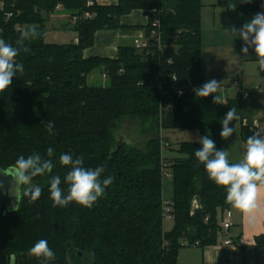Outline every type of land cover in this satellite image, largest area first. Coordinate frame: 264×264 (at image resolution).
Here are the masks:
<instances>
[{
  "label": "trees",
  "instance_id": "16d2710c",
  "mask_svg": "<svg viewBox=\"0 0 264 264\" xmlns=\"http://www.w3.org/2000/svg\"><path fill=\"white\" fill-rule=\"evenodd\" d=\"M87 1L0 0V38L16 46L26 27L36 25L40 33L25 41L30 52L21 51L16 58L23 74L0 93V170L21 155L38 153L49 159L46 149L55 150L52 173L33 178L42 188L40 197L32 203L22 198L18 211L0 209V264H42L28 255L40 239L55 253L49 264H177L181 249L217 244L223 215L232 207L226 203L225 189L209 180L195 158L200 144L172 148L164 134L197 131L199 137L210 135L222 150L221 119L231 107L240 116V103H214L212 95L196 97L193 91L205 83L201 0H118L116 6L92 0L89 7ZM262 5L217 0L230 14H240L242 23L264 12ZM57 6L70 20L77 18L72 21L77 43L43 41L44 24L58 12ZM133 11L146 14L144 37L149 40L150 23L159 20L160 51L153 46L140 52L132 44L120 46L116 59L83 58L96 32L119 29V19ZM84 13L93 17L84 20ZM96 72L104 75L106 86L87 84ZM177 89L185 94L176 97ZM49 121L54 122L51 135L46 130ZM125 122L136 124L144 139L142 149L117 139L115 132ZM250 135L242 128L241 141L246 144ZM63 153L74 159L82 156L88 168L103 166L101 180L113 178L92 208L74 202L52 207L51 177L59 175L67 191L63 178L70 169L59 163ZM167 180L172 198L165 202ZM164 206L173 223L169 232L163 229ZM196 209L200 215L194 214ZM255 241L264 245V236Z\"/></svg>",
  "mask_w": 264,
  "mask_h": 264
},
{
  "label": "clouds",
  "instance_id": "9594fccd",
  "mask_svg": "<svg viewBox=\"0 0 264 264\" xmlns=\"http://www.w3.org/2000/svg\"><path fill=\"white\" fill-rule=\"evenodd\" d=\"M231 32L236 33V30L232 29ZM39 35L37 26L31 25L21 32L15 42L16 46L0 38V93L11 87L13 78L18 73L23 74L24 66L18 63L16 58L21 51L29 53L30 48L25 46V41L34 40ZM238 35L244 42L242 53L246 55L249 48H253L257 64L261 70H264V12H258L250 21L245 22ZM219 87L220 82L212 79L193 91L196 97L206 98L216 94ZM213 102L220 103L219 95L213 96ZM238 119L236 108L231 107L221 121L219 135L222 139L227 140L232 136L235 127H230V124ZM46 130L50 135L53 134V121L46 124ZM198 143L200 147L195 150V158L199 164L204 165L209 180L225 189L226 203L243 215L254 218V214L261 211L258 196L264 189V134L257 131L248 136L243 159L237 163L229 161L227 150L217 149L210 135L200 136ZM54 151L53 147L46 149L49 159L42 158L38 153L27 157L21 155L7 169L0 170V173L12 178L10 195L14 196L16 201L12 210L18 211V205L24 197L28 198L29 203L40 197L42 188L33 183V178L52 173L55 165L50 158ZM59 163L70 170L63 178L67 185L66 192L61 187L62 180L59 175H54L50 179L48 191L54 208L67 207L73 202L82 207L92 208L98 199L105 195V189L113 182L111 176L101 180L105 171L103 166L85 167L82 156L74 159L71 153H63L59 156ZM28 255L40 259L42 264H49L55 259V253L45 239L36 242L29 249Z\"/></svg>",
  "mask_w": 264,
  "mask_h": 264
},
{
  "label": "crops",
  "instance_id": "0c3cea01",
  "mask_svg": "<svg viewBox=\"0 0 264 264\" xmlns=\"http://www.w3.org/2000/svg\"><path fill=\"white\" fill-rule=\"evenodd\" d=\"M93 1L99 6H116L118 3V0ZM243 2L259 4L264 0ZM201 5L202 77L205 82L212 79L220 82L216 93L220 97V103L225 105L228 101H237L241 107L239 119L230 124V127H235V132L227 140L221 138L222 150L228 151L229 161L237 163L242 161L246 151V144L240 138L242 128L251 134L257 131L264 134V70L257 64L253 48L250 47L246 55L241 51L244 47V42L238 35L244 24L241 15L230 14L217 6V0H201ZM57 11L61 12V9ZM64 17L73 24L67 15ZM147 24L148 18L143 11H133L122 16L119 19V29L101 30L94 34L93 45L83 52V58L116 59L120 46L132 45L133 40L144 37ZM232 29L236 33H232ZM76 37L72 42H75ZM170 185L165 191L163 186L165 202L172 198V184ZM258 203L261 211L254 214V218L247 217L234 208L227 212L231 223L227 237L232 241V246H226L225 237L220 235L215 246L189 248V252L185 253L189 256L188 259L178 253L177 264H264V245L255 241L257 237L264 236V189L259 193Z\"/></svg>",
  "mask_w": 264,
  "mask_h": 264
},
{
  "label": "rangeland",
  "instance_id": "374dc122",
  "mask_svg": "<svg viewBox=\"0 0 264 264\" xmlns=\"http://www.w3.org/2000/svg\"><path fill=\"white\" fill-rule=\"evenodd\" d=\"M68 13L64 10L61 12H54L47 22L44 24V37L43 41L47 44H57V45H66L70 44L77 36L74 27L67 21V18L64 17ZM87 84L90 86H106L107 81L99 72L92 73L87 78ZM115 135L117 139L123 141H129L136 144L140 149L144 147V139L139 135L138 128L133 122L122 123L119 128L116 130ZM169 142L172 145V148H177L180 143H194L198 142L199 135L197 131H182V132H172L165 133ZM171 187L170 181L164 182V191ZM171 189V188H170ZM173 226L171 219L163 220V229L165 232H169ZM189 248H183L179 251V254L182 253L183 257L188 259L189 256L185 253L189 252Z\"/></svg>",
  "mask_w": 264,
  "mask_h": 264
},
{
  "label": "built area",
  "instance_id": "2783aa9c",
  "mask_svg": "<svg viewBox=\"0 0 264 264\" xmlns=\"http://www.w3.org/2000/svg\"><path fill=\"white\" fill-rule=\"evenodd\" d=\"M93 5V1L92 0H88L87 1V6H92ZM57 10L58 9H61L60 6H57L56 8ZM93 15L90 14V13H84L82 15V19H90L92 18ZM77 20L76 17L72 18V21L75 22ZM159 20L158 19H155L153 20L151 23H150V32H149V39L143 37V38H139V39H135L133 40V46L134 48L137 50V51H140V52H148L151 50V48L153 46H156L158 51L161 50V38H160V31H159ZM74 43H77V39L75 40ZM170 54V52H168V55ZM170 63V61H169ZM104 77V75H103ZM174 80V78H173ZM158 90L162 93V87L161 86H158ZM165 94V92L163 93ZM174 94L176 95V97H182L184 94H185V90L184 89H177L176 92H174ZM166 178H169V175H166ZM163 212H164V219H171L170 217V214H169V209L167 206H164L163 208ZM221 227H222V230H221V235H223L225 237V241H224V244L226 246H232L233 243L232 241L227 237V232L229 230V228L231 227V223L229 221V214L226 212L223 216V219H222V222H221ZM195 246H197V243L195 244Z\"/></svg>",
  "mask_w": 264,
  "mask_h": 264
},
{
  "label": "water",
  "instance_id": "95a60500",
  "mask_svg": "<svg viewBox=\"0 0 264 264\" xmlns=\"http://www.w3.org/2000/svg\"><path fill=\"white\" fill-rule=\"evenodd\" d=\"M11 177L0 173V209L5 208L8 212H12L13 205L16 203L15 197L10 195ZM200 209H196L194 214L200 215Z\"/></svg>",
  "mask_w": 264,
  "mask_h": 264
}]
</instances>
